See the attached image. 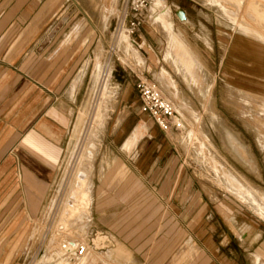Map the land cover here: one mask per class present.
Listing matches in <instances>:
<instances>
[{"label": "rangeland", "instance_id": "374dc122", "mask_svg": "<svg viewBox=\"0 0 264 264\" xmlns=\"http://www.w3.org/2000/svg\"><path fill=\"white\" fill-rule=\"evenodd\" d=\"M38 1L29 49L74 34L85 77L39 210L20 207L12 169L0 175V264H254L264 0H155L131 35V0ZM138 78L173 104L168 128L142 110ZM136 127L145 137L122 151ZM136 139L135 129L125 146Z\"/></svg>", "mask_w": 264, "mask_h": 264}, {"label": "crops", "instance_id": "0c3cea01", "mask_svg": "<svg viewBox=\"0 0 264 264\" xmlns=\"http://www.w3.org/2000/svg\"><path fill=\"white\" fill-rule=\"evenodd\" d=\"M38 9V0H0V175L13 170L19 205L31 213L43 203L61 159L64 140L76 118L85 77L78 63L86 55V49L72 43L74 34L63 42L37 43L30 50L27 33ZM13 45L19 48L8 59ZM132 129L119 144L126 152L145 137L136 127L137 139L127 148L125 143L135 130ZM117 131L123 134L124 127ZM143 162L146 158L141 165ZM263 236L250 248L254 264L256 255L264 264Z\"/></svg>", "mask_w": 264, "mask_h": 264}, {"label": "built area", "instance_id": "2783aa9c", "mask_svg": "<svg viewBox=\"0 0 264 264\" xmlns=\"http://www.w3.org/2000/svg\"><path fill=\"white\" fill-rule=\"evenodd\" d=\"M153 1L154 0L130 1L128 10L133 13V15L128 19L126 24V30L129 35L137 32L143 22L145 10ZM127 15L125 17H127ZM111 50L115 52L114 48ZM107 64L104 74L107 73ZM136 89L141 99L142 110L148 112L162 130L168 128L176 115L172 103L163 96L162 92L154 83H151L146 78L137 79ZM82 251L83 247H79V253Z\"/></svg>", "mask_w": 264, "mask_h": 264}, {"label": "bare ground", "instance_id": "6f19581e", "mask_svg": "<svg viewBox=\"0 0 264 264\" xmlns=\"http://www.w3.org/2000/svg\"><path fill=\"white\" fill-rule=\"evenodd\" d=\"M154 1H155V0H154ZM154 1H153V2H154ZM153 2H152V3H153ZM152 3H151V4H152ZM151 4H150V5H151ZM46 13H47V12H46ZM41 18H42V17H41ZM36 22H37V21H36ZM30 32H31V31H30ZM105 67H106V65H105ZM104 69H105V68H104ZM106 74H107V73H106ZM103 75H104V74H103ZM172 105H173V104H172ZM175 117H176V116H175ZM179 125H180V124H179ZM81 192H82V191H81ZM101 238H102V237H101ZM80 247H83V250H84V246L81 245ZM82 252H83V251H82ZM82 252H81V253H82Z\"/></svg>", "mask_w": 264, "mask_h": 264}]
</instances>
